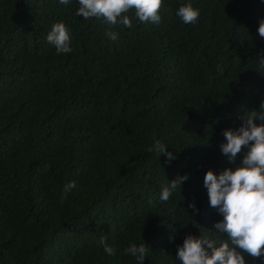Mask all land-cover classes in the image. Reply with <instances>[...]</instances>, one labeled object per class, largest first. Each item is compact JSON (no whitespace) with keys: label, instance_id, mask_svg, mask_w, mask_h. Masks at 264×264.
Segmentation results:
<instances>
[{"label":"trees","instance_id":"obj_1","mask_svg":"<svg viewBox=\"0 0 264 264\" xmlns=\"http://www.w3.org/2000/svg\"><path fill=\"white\" fill-rule=\"evenodd\" d=\"M189 3L200 15L184 24L176 12ZM78 7L0 0V264H137L125 249L142 243L143 264H182L186 236L227 239L203 181L241 165L248 149L230 162L223 132L264 111V2L163 0L159 24L131 10L130 29ZM61 21L67 54L46 39ZM157 142L176 159L149 151Z\"/></svg>","mask_w":264,"mask_h":264},{"label":"clouds","instance_id":"obj_2","mask_svg":"<svg viewBox=\"0 0 264 264\" xmlns=\"http://www.w3.org/2000/svg\"><path fill=\"white\" fill-rule=\"evenodd\" d=\"M59 3L67 5L70 0H59ZM78 4L76 15L85 20L103 18L111 25L120 24L130 29L133 26L132 18L127 13L131 10L135 11L140 22L159 24L163 0H78ZM176 15L184 24H193L200 12L189 3L181 5ZM257 31L264 38V19L259 21ZM106 35L113 41L118 38L115 32ZM46 39L54 46L57 54L72 51L69 29L62 21L52 25ZM261 55L264 56V53ZM258 63L264 69V58L258 60ZM261 108L264 105L261 104ZM243 119L244 123L238 130L223 132L227 142L220 145L221 153L230 162H234L242 149L247 148L241 165L235 169H225L219 176L209 170L203 181L209 206L223 217L214 224V228L227 239L213 240L204 235L198 238L186 236L183 245L177 249V258L182 264H246L242 252L253 258L264 257V111H251ZM166 149L165 145L157 142L149 151H156L159 156L164 154L165 162L170 163L176 157ZM187 179L185 174L168 182L161 190L160 200L167 202ZM75 187V182L65 185L61 199ZM188 207L193 210V215L198 213L194 202L189 203ZM101 242L105 245L106 254L115 255L116 249L109 246L104 238ZM125 252L135 257L137 264H143L149 247L145 243L139 246L132 244Z\"/></svg>","mask_w":264,"mask_h":264}]
</instances>
